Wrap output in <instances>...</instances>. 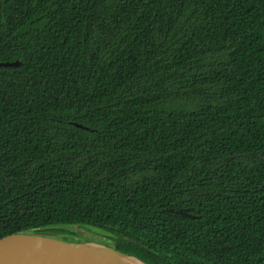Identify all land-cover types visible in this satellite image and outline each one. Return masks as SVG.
I'll list each match as a JSON object with an SVG mask.
<instances>
[{
	"label": "trees",
	"instance_id": "1",
	"mask_svg": "<svg viewBox=\"0 0 264 264\" xmlns=\"http://www.w3.org/2000/svg\"><path fill=\"white\" fill-rule=\"evenodd\" d=\"M15 61L0 237L264 264V0H0Z\"/></svg>",
	"mask_w": 264,
	"mask_h": 264
},
{
	"label": "water",
	"instance_id": "2",
	"mask_svg": "<svg viewBox=\"0 0 264 264\" xmlns=\"http://www.w3.org/2000/svg\"><path fill=\"white\" fill-rule=\"evenodd\" d=\"M20 64V61H15L0 63V66L16 67ZM76 126L88 129L79 124ZM171 211L183 216H192L185 209ZM88 244H96L114 251L118 259L130 257L140 264H145L134 256L96 242L76 243L47 233H17L0 237V264H121L115 260L92 257L86 249Z\"/></svg>",
	"mask_w": 264,
	"mask_h": 264
},
{
	"label": "bare ground",
	"instance_id": "3",
	"mask_svg": "<svg viewBox=\"0 0 264 264\" xmlns=\"http://www.w3.org/2000/svg\"><path fill=\"white\" fill-rule=\"evenodd\" d=\"M86 249L92 257L97 259L115 260L121 264H140L130 257H122L121 259H118L115 257L116 253L114 251L107 250L96 244H88L86 245Z\"/></svg>",
	"mask_w": 264,
	"mask_h": 264
},
{
	"label": "flooded vegetation",
	"instance_id": "4",
	"mask_svg": "<svg viewBox=\"0 0 264 264\" xmlns=\"http://www.w3.org/2000/svg\"><path fill=\"white\" fill-rule=\"evenodd\" d=\"M97 238H98V239H103V238H101V237H98V236H97Z\"/></svg>",
	"mask_w": 264,
	"mask_h": 264
}]
</instances>
